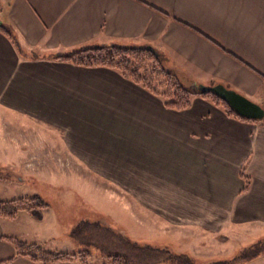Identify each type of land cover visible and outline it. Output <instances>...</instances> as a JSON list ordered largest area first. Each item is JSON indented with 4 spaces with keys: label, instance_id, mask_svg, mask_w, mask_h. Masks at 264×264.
Masks as SVG:
<instances>
[{
    "label": "crops",
    "instance_id": "crops-1",
    "mask_svg": "<svg viewBox=\"0 0 264 264\" xmlns=\"http://www.w3.org/2000/svg\"><path fill=\"white\" fill-rule=\"evenodd\" d=\"M0 24L11 32L0 31V158L11 157L2 168L19 195H40L26 188L33 175L55 172L68 184L54 160L70 156L90 180L87 190L75 184L82 199L102 188L132 216L133 232L264 231L262 121L203 97L170 109L117 70L58 58L94 45L147 47L192 88L223 84L264 107V0H0ZM0 180V191L12 186ZM69 198L51 195L40 216L0 217V261L16 254L4 236L50 250L84 247L93 205L72 210L83 214L76 227L65 214ZM5 264L40 263L16 256ZM240 264H264V254Z\"/></svg>",
    "mask_w": 264,
    "mask_h": 264
},
{
    "label": "trees",
    "instance_id": "trees-1",
    "mask_svg": "<svg viewBox=\"0 0 264 264\" xmlns=\"http://www.w3.org/2000/svg\"><path fill=\"white\" fill-rule=\"evenodd\" d=\"M0 31L11 36L8 28L1 24ZM58 58L72 61L82 66H103L117 70L124 77L136 82L161 98L164 105L170 109L179 111L188 109L195 97H203L224 109L230 116L243 120L262 121L264 123V118L254 120L238 114L229 103L214 92H203L200 88H192L189 84L184 83L176 72L166 66L155 51L147 47L121 44L94 45L60 55ZM48 206V203L38 194L8 200L0 199V217L15 219L20 212H29L40 216L42 210ZM86 232L89 237L86 239L87 243H97L99 245L98 248H101L100 252L102 255L99 257L100 259H105L103 264H193L194 262L191 257L185 254H172L173 252L171 253L162 247L142 246L132 242H127L124 246L116 243L113 247L110 245L107 247L106 244L110 240L100 235V240L95 239L93 235L95 231L91 227L87 228ZM4 239L15 246L16 254L14 257L0 261V264L8 263L16 256H27L40 264H70L75 259H78L80 264H90V259H94L93 253L89 250L76 253L50 250L42 244L29 243L13 236H4ZM262 254H264V239L239 254V264L250 261Z\"/></svg>",
    "mask_w": 264,
    "mask_h": 264
},
{
    "label": "rangeland",
    "instance_id": "rangeland-1",
    "mask_svg": "<svg viewBox=\"0 0 264 264\" xmlns=\"http://www.w3.org/2000/svg\"><path fill=\"white\" fill-rule=\"evenodd\" d=\"M10 154L13 155V153ZM10 159L11 157H9V154L5 155L4 158H0V161L3 162L0 167L1 178L6 180V182L12 183V186L6 184L8 188L4 187V189H8L7 191H0V198H5V200L22 197L19 195V186L17 182L13 181L11 175L8 172L5 173V170L2 168L4 164H12V162L9 161ZM54 161L57 164L56 168L60 169V176H69L68 184L63 185L61 182H58L56 180L57 177H55L57 173L53 172L51 179L48 177L49 180H46L42 176H31L29 178V184H27L28 187L26 186L27 190L29 192H33L34 190L35 192L39 191V194L44 200H49V197L56 193L73 194V199L69 198L70 201H68L72 209L70 208L71 210L69 209L70 211L65 214L76 227L80 224L78 222L82 219L83 214L72 210L77 208L90 210L91 203L93 205L92 210L95 213L93 215L96 216L94 218L96 224L93 230L95 231L97 228H105L103 231H96L99 233H93L97 240L100 235L105 238L113 239L112 241L114 245L119 243L120 246H124L127 242H132L142 246H164L162 248L169 250L171 253L173 252L172 254H185L188 257H191L194 261L193 264H239V254L258 241L264 239V231H258L261 227L255 226L251 228L255 230L243 228L244 230L242 229V231L233 230L227 232L225 235H222V233H207L205 231H200L197 228H184L180 230V232L175 231L170 235L165 230L156 231L151 229L148 225H141L140 231L136 228L137 232H133L132 229L135 226L137 227V224L133 221L132 216H128L127 213L124 212L123 206H120L121 201L110 200L109 193L102 191V188H92V191L85 192V194L94 195L93 201L82 199L81 195H84V193L78 191L79 188H75V184H83V186H86V190L91 187V184L90 180H85L83 178L82 173L75 172L77 170L81 172L80 168L77 166L79 164L75 159L70 156H61V158L60 156H57ZM33 164H35L34 167H36V162ZM1 182L2 181L0 180V186H2ZM107 228H110L111 230L115 229L116 232H106ZM84 235L85 239H87L88 234L85 230ZM139 238H145L146 243L138 241ZM178 238L180 239L179 242L177 241ZM158 242H162L163 245ZM75 245L74 249H72L74 253L79 251L85 252L87 250L93 253L94 259H90V264H103V262H105V259H100L99 256L101 255L98 256V254L101 253V248H98L99 245L97 243L91 244L86 242L84 247H78L77 244ZM70 264H80V261L75 259V261Z\"/></svg>",
    "mask_w": 264,
    "mask_h": 264
},
{
    "label": "water",
    "instance_id": "water-1",
    "mask_svg": "<svg viewBox=\"0 0 264 264\" xmlns=\"http://www.w3.org/2000/svg\"><path fill=\"white\" fill-rule=\"evenodd\" d=\"M203 92H214L240 115L248 119L261 120L264 118V107L252 101L245 95L223 84L213 86L200 85Z\"/></svg>",
    "mask_w": 264,
    "mask_h": 264
}]
</instances>
